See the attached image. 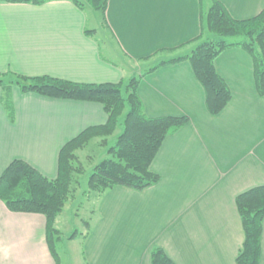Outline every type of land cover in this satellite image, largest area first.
<instances>
[{
	"label": "crops",
	"instance_id": "0c3cea01",
	"mask_svg": "<svg viewBox=\"0 0 264 264\" xmlns=\"http://www.w3.org/2000/svg\"><path fill=\"white\" fill-rule=\"evenodd\" d=\"M217 1L235 20L264 8V0ZM201 17L200 0H108L100 29L110 37H94L85 33L86 13L71 0L40 6L0 2V74L84 84L140 78L137 95L146 117L189 119L165 138L151 163L159 176L155 185L142 191L115 187L99 198L97 219L82 235L80 259L71 255L72 264H150L154 248L174 264H237L244 235L235 199L264 186V96L256 92L251 58L236 46L215 60L231 92L216 116L207 112L187 61L159 66L190 54ZM1 96L0 88V175L22 160L54 179L63 145L107 120L100 104L21 94L17 88L11 92V119ZM77 239L74 234L69 244ZM58 259L61 264L59 254ZM0 264H55L44 217L11 213L0 201Z\"/></svg>",
	"mask_w": 264,
	"mask_h": 264
},
{
	"label": "trees",
	"instance_id": "16d2710c",
	"mask_svg": "<svg viewBox=\"0 0 264 264\" xmlns=\"http://www.w3.org/2000/svg\"><path fill=\"white\" fill-rule=\"evenodd\" d=\"M0 2L40 6L47 0ZM71 2L83 12L87 9L94 11L100 16L101 26H106L105 11L108 0ZM200 4L201 33L195 41V48L186 57L164 62L159 66L187 61L203 90L207 112L216 116L231 101V92L215 69V60L228 48L236 46L249 55L256 92L259 96H264V8L253 18L235 20L217 0H200ZM231 38L240 40L230 43L228 39ZM3 78L9 79L4 82ZM139 80L140 78H132L126 83L84 84L50 76L0 74L2 104L11 119L13 88H17L21 94H34L48 99L97 103L102 106L107 116L105 124L89 127L63 145L58 153L57 175L54 179L42 176L22 160H13L0 175V201L9 212L44 217L45 242L55 264L59 263L56 245L61 240L55 221L66 203L74 197L77 186L75 177L82 172V168L77 165L80 160L78 152L99 139L106 146L107 138L116 132L119 118L127 108L122 123L123 131L116 137L114 145L108 148L109 158L93 167L87 181V192L99 199L115 187L142 191L159 181V176L150 171V166L165 138L180 130L189 121L186 116L146 117L137 95ZM235 206L244 235L236 263L260 264L264 186L238 195ZM149 258L150 264H174L160 248L152 249Z\"/></svg>",
	"mask_w": 264,
	"mask_h": 264
},
{
	"label": "rangeland",
	"instance_id": "374dc122",
	"mask_svg": "<svg viewBox=\"0 0 264 264\" xmlns=\"http://www.w3.org/2000/svg\"><path fill=\"white\" fill-rule=\"evenodd\" d=\"M85 13L88 18L85 32L91 31V34H94V37H110L106 30L100 29L101 20L98 14L91 9H87ZM94 29H96L97 32L93 31ZM239 40L240 38L228 39L230 43H234ZM102 47L104 49L105 45ZM120 62L124 63L123 61ZM8 79L3 78L4 82H7L6 80ZM123 95L124 97L126 96L125 93H123ZM126 112L127 108H125L123 114L119 118V124L116 132L113 136L107 138L106 146H103L101 144V140L99 139L92 141L85 149L78 152L80 160L77 165L82 168V172L75 177L77 181L76 191L74 193V197L66 203L63 208V214L57 217L55 223L56 228L60 231L61 240L57 242L56 251L61 258V264H72V260L69 261L71 255H75L73 258L74 261L76 259L78 262L80 259V240L82 239V235L87 233L95 223L97 219L96 211L99 204L98 197L87 192L88 177L96 164L103 159L109 158L107 150L114 145L116 137L122 133V123ZM74 234L77 235L78 239L69 244V241Z\"/></svg>",
	"mask_w": 264,
	"mask_h": 264
}]
</instances>
